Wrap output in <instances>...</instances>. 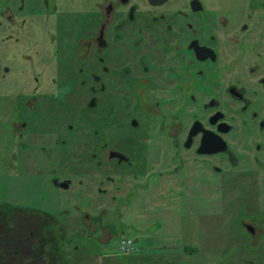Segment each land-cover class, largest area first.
<instances>
[{"label":"flooded vegetation","instance_id":"af4514ba","mask_svg":"<svg viewBox=\"0 0 264 264\" xmlns=\"http://www.w3.org/2000/svg\"><path fill=\"white\" fill-rule=\"evenodd\" d=\"M21 1L28 22L0 23V264H70L66 207L7 197L32 169L84 200L66 219L91 222V259L100 206L215 186L221 264H264V0Z\"/></svg>","mask_w":264,"mask_h":264},{"label":"rangeland","instance_id":"374dc122","mask_svg":"<svg viewBox=\"0 0 264 264\" xmlns=\"http://www.w3.org/2000/svg\"><path fill=\"white\" fill-rule=\"evenodd\" d=\"M21 0H0V23L6 24V16L11 15L16 20H29V14L18 15L17 8ZM26 4V1H25ZM5 26V25H4ZM22 177L14 175L9 183L10 191L7 197L13 201L45 208L56 213L65 208L68 214L62 218L63 229H66V239L73 237L72 246L66 247V239H56L61 250H65L63 261L70 264H221V247L229 238L228 212H233L232 192H222L215 186H195L180 193V197L172 202L160 199L157 191H152L151 200L131 205H121L116 208L123 212L122 217H114V207L102 205L98 212L107 211L108 216L100 222L97 235L99 243L97 258L91 259L84 248L89 238L86 230L91 228L90 221H80L78 208L85 205L84 200L55 189L37 176L36 170ZM25 179L24 181H22ZM74 179V178H72ZM163 192V191H162ZM43 194L45 199L42 198ZM165 194V192L163 193ZM82 196V195H80ZM131 202V201H130ZM86 209V208H83ZM55 211V212H54ZM85 212V211H84ZM83 213V211H81ZM61 216H57V218ZM103 219V217H102ZM115 219V220H113ZM226 223V224H225ZM3 225V227H5ZM117 232L112 235L113 228ZM94 229V227H92ZM91 228V229H92ZM75 233V234H74ZM56 236H58L56 234ZM130 239L134 252L124 255L121 242ZM231 241L233 237L231 236ZM86 243V244H85ZM96 246V245H95ZM72 250V252H71ZM71 253L68 254L66 252ZM72 256V260L70 259Z\"/></svg>","mask_w":264,"mask_h":264},{"label":"built area","instance_id":"2783aa9c","mask_svg":"<svg viewBox=\"0 0 264 264\" xmlns=\"http://www.w3.org/2000/svg\"><path fill=\"white\" fill-rule=\"evenodd\" d=\"M121 251L125 256L129 255L131 252H134L133 242L130 239L123 240L121 242Z\"/></svg>","mask_w":264,"mask_h":264}]
</instances>
